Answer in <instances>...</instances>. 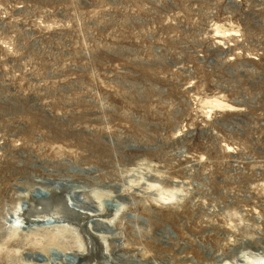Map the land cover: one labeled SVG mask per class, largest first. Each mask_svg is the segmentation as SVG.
<instances>
[{"label": "rangeland", "instance_id": "rangeland-1", "mask_svg": "<svg viewBox=\"0 0 264 264\" xmlns=\"http://www.w3.org/2000/svg\"><path fill=\"white\" fill-rule=\"evenodd\" d=\"M94 245L264 264V0H0V264Z\"/></svg>", "mask_w": 264, "mask_h": 264}, {"label": "bare ground", "instance_id": "bare-ground-1", "mask_svg": "<svg viewBox=\"0 0 264 264\" xmlns=\"http://www.w3.org/2000/svg\"><path fill=\"white\" fill-rule=\"evenodd\" d=\"M64 199V198H63ZM63 199H60V201H57V197L49 202H46L42 208H38V209H31V211H34V213H52L53 215H66L69 216L71 215V210L66 209V205L65 202L63 201ZM46 200V199H45ZM47 201V200H46ZM39 202V201H38ZM41 202V201H40ZM45 202V201H44ZM38 204V203H37ZM37 207V206H36ZM35 215V214H34ZM65 215V216H66ZM28 217V216H27ZM30 217V216H29ZM44 217V216H43ZM57 218V217H56ZM72 219V218H71ZM97 241V240H96ZM93 242V241H92ZM99 245V244H98ZM90 246V245H89ZM93 246V245H92ZM100 246V245H99ZM88 248V247H87ZM94 248L97 249V251L95 253H90L91 255H85L83 258L80 259V261L77 264H111L109 262V260H106V257L101 256L100 254V248H98L97 246L94 245ZM93 252V251H92ZM102 252V251H101ZM114 264V263H113Z\"/></svg>", "mask_w": 264, "mask_h": 264}, {"label": "water", "instance_id": "water-1", "mask_svg": "<svg viewBox=\"0 0 264 264\" xmlns=\"http://www.w3.org/2000/svg\"><path fill=\"white\" fill-rule=\"evenodd\" d=\"M50 213V212H49ZM50 214H52V213H50Z\"/></svg>", "mask_w": 264, "mask_h": 264}]
</instances>
